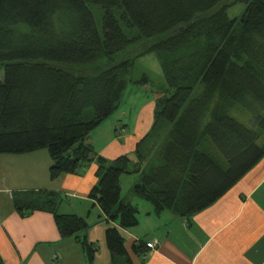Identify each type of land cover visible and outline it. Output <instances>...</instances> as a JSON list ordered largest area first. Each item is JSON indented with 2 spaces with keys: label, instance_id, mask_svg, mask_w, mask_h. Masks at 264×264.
Listing matches in <instances>:
<instances>
[{
  "label": "trees",
  "instance_id": "trees-1",
  "mask_svg": "<svg viewBox=\"0 0 264 264\" xmlns=\"http://www.w3.org/2000/svg\"><path fill=\"white\" fill-rule=\"evenodd\" d=\"M237 4L243 12L229 18ZM90 6L103 10L102 35ZM121 24L137 33L128 37ZM151 54L166 84L151 127L133 158L107 160L86 139L129 86L148 83L131 74ZM0 72V155L46 149L50 179L94 162L88 196L111 223L104 234L111 264H132L120 231L138 225L136 207L120 197L121 175L136 176L131 196L155 214L187 219L264 156V0H0ZM236 105L250 113L252 128L230 117ZM39 201L60 237L77 242L92 263L86 221ZM145 244L133 243L132 252L142 255Z\"/></svg>",
  "mask_w": 264,
  "mask_h": 264
},
{
  "label": "crops",
  "instance_id": "crops-1",
  "mask_svg": "<svg viewBox=\"0 0 264 264\" xmlns=\"http://www.w3.org/2000/svg\"><path fill=\"white\" fill-rule=\"evenodd\" d=\"M142 106L133 129L120 124L95 150L98 155L133 158L136 143L151 127L154 101ZM100 127L88 138L95 141ZM50 165L45 149L0 155V264H111L104 236L111 223L88 196L97 182L96 164L54 179L49 177ZM39 200H52L57 214L86 221L87 240L95 248L92 263L77 242L60 237L53 214L41 209ZM129 201L138 211V225L120 233L132 264H264V156L223 196L187 219L166 211L155 214L150 203L136 197ZM151 241L157 242L154 250L143 248L140 256L132 252L133 243Z\"/></svg>",
  "mask_w": 264,
  "mask_h": 264
},
{
  "label": "rangeland",
  "instance_id": "rangeland-1",
  "mask_svg": "<svg viewBox=\"0 0 264 264\" xmlns=\"http://www.w3.org/2000/svg\"><path fill=\"white\" fill-rule=\"evenodd\" d=\"M90 10L93 14L96 28L99 34L102 35L103 10L96 6H90ZM243 10H244V5L237 4L227 9L226 13L229 18H235V17H239L243 12ZM121 27L128 37H132L137 33L135 28L128 29L123 24H121ZM143 76L147 78L148 84L142 87L133 86V85L129 86L123 96V100L121 104L113 111L112 115H110L100 124L102 125V127L99 128L100 132H98L97 134L99 135V137H97L95 141L91 140V138L86 139V142L89 143L94 150H97L98 148H100V146H102L104 142V138H106L108 134L111 133L114 134V132H118L119 128L121 127L120 124L126 125V127L132 130L134 124L136 123V119L140 110L144 107L142 106L144 102L147 103L148 100H150L152 102L154 101L155 103L156 99L159 98V96L163 93L162 91L164 90L166 84L160 66L154 54L140 58L138 61L135 62L132 69L131 78L133 80H139ZM1 78H2V72H0V79ZM229 115L239 124L247 128H252L251 115L248 111H246L242 107L236 105L229 111ZM110 121L114 122L115 129L113 128V125L110 124ZM98 127L95 129V131H99ZM263 144H264V132H261L260 138L258 140V145L261 146ZM45 151L47 150L45 149ZM128 157L132 158V155H129ZM135 181H136L135 175L120 176L119 178L120 197L122 200H124V202H129V200L131 199L130 189L132 185L135 183ZM142 203H146L150 205L148 202H142Z\"/></svg>",
  "mask_w": 264,
  "mask_h": 264
},
{
  "label": "built area",
  "instance_id": "built-area-1",
  "mask_svg": "<svg viewBox=\"0 0 264 264\" xmlns=\"http://www.w3.org/2000/svg\"><path fill=\"white\" fill-rule=\"evenodd\" d=\"M146 248L149 250V251H152L156 248L157 246V242L156 241H151L149 243H146L145 244Z\"/></svg>",
  "mask_w": 264,
  "mask_h": 264
}]
</instances>
